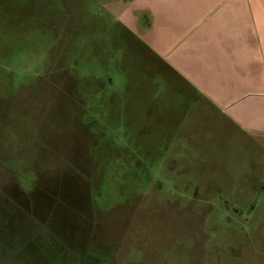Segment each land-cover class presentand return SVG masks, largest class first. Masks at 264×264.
Returning a JSON list of instances; mask_svg holds the SVG:
<instances>
[{"label":"rangeland","instance_id":"obj_1","mask_svg":"<svg viewBox=\"0 0 264 264\" xmlns=\"http://www.w3.org/2000/svg\"><path fill=\"white\" fill-rule=\"evenodd\" d=\"M130 1L0 0V264H264V139L190 105Z\"/></svg>","mask_w":264,"mask_h":264},{"label":"crops","instance_id":"obj_2","mask_svg":"<svg viewBox=\"0 0 264 264\" xmlns=\"http://www.w3.org/2000/svg\"><path fill=\"white\" fill-rule=\"evenodd\" d=\"M117 19L191 106L264 139V0H131Z\"/></svg>","mask_w":264,"mask_h":264}]
</instances>
